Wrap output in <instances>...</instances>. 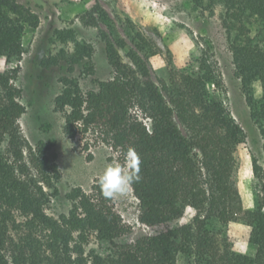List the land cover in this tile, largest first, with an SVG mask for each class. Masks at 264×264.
I'll list each match as a JSON object with an SVG mask.
<instances>
[{
  "label": "trees",
  "instance_id": "16d2710c",
  "mask_svg": "<svg viewBox=\"0 0 264 264\" xmlns=\"http://www.w3.org/2000/svg\"><path fill=\"white\" fill-rule=\"evenodd\" d=\"M220 2L234 76L252 121L264 122L263 41L251 37L253 26L264 36V0ZM98 21L112 29L98 5L79 17L84 27H95ZM38 23V17L16 0H0V57L7 63L19 60L25 27L36 28ZM60 34L62 42L75 35ZM103 40L112 76L93 81L94 89L84 91L72 76L81 64L83 75H94L92 48L76 46L78 55L65 60L66 74L58 78L62 90L53 100V111L63 116V135L69 140L91 135L123 162L130 147L136 150L141 179L131 189L141 224L165 226L180 219L186 208L195 216L187 225L117 244L130 228L113 210L111 198L102 194L98 181L89 192L71 188L65 195L68 212L57 218L49 215L47 206L58 195L56 184L61 178L55 156L48 152L52 144L31 145L22 135L18 121L25 109L15 86L18 69H6L0 73V264H177L178 255L186 264H264V127H259L262 158L252 157L255 206L245 210L232 181L234 150L245 136L214 94L221 88L215 64L203 55L197 71L177 75L171 69L158 86L145 59L127 50L123 40L106 35ZM131 42L145 57L159 53L139 32ZM54 66L59 62L47 68ZM254 82L262 90L259 109L253 98ZM82 150L88 152V144ZM91 158L86 156L88 161ZM213 222L247 226V243L254 255L222 246L210 229ZM91 236L109 243L110 253L86 255L84 246Z\"/></svg>",
  "mask_w": 264,
  "mask_h": 264
},
{
  "label": "rangeland",
  "instance_id": "374dc122",
  "mask_svg": "<svg viewBox=\"0 0 264 264\" xmlns=\"http://www.w3.org/2000/svg\"><path fill=\"white\" fill-rule=\"evenodd\" d=\"M30 9L38 17L36 28L28 26L22 38L23 54L19 60L6 62L0 57V73L6 69H18L15 86L21 91L19 102L25 113L19 119L24 138L35 145L39 141L52 144L48 152L55 156V164L61 178L56 184L58 195L51 197L47 213L55 218L66 214L70 209L65 195L73 187H80L89 192L94 181H98L104 169L113 163L123 164L118 153L107 145L95 143L91 135H78L69 140L62 133L63 116L53 111V100L62 90L58 78L67 71L65 60L78 55L76 46L92 48L94 75L82 74V64L72 76L84 91L96 87L93 81H105L112 72L105 56L103 35L111 40L121 39L127 50L132 49L145 59L151 80L159 86V80L166 81L169 70L180 73L197 71L199 59L206 55L215 64L221 81V88L214 94L222 103L229 116L241 128L245 139L234 150L235 168L232 181L240 196L242 207L251 210L255 206L256 195L252 173V157L261 160V139L259 127L264 122H254L241 92L239 80L234 76L232 56L228 49L226 34L221 24L224 8L220 0H16ZM95 5L107 14V22H97L95 27H84L79 17L90 11ZM132 27V28H131ZM69 31L74 38L62 42L59 34L67 37ZM139 32L158 50L155 56L145 57L137 50L131 37ZM251 37L263 41L258 27H251ZM149 49V47L147 48ZM121 60L128 63L125 53L118 50ZM52 62H59L58 67L47 68ZM82 63H86L83 61ZM212 89H214L212 87ZM253 98L259 109L262 90L259 82L252 85ZM141 117V116H140ZM144 123H148L142 118ZM183 134L185 129L178 122ZM88 144V152L83 146ZM90 154L88 161L86 156ZM111 206L123 223L130 228V233L115 242L133 243L139 238L181 227L192 222L195 212L186 208L183 216L165 226L150 228L138 220V201L130 188L115 198ZM210 229L216 234L220 244L240 254L252 256L254 249L247 243L249 228L242 223L226 225L213 222ZM86 255L104 257L111 251L107 242L89 238L84 246ZM177 264H186V259L178 255Z\"/></svg>",
  "mask_w": 264,
  "mask_h": 264
},
{
  "label": "clouds",
  "instance_id": "9594fccd",
  "mask_svg": "<svg viewBox=\"0 0 264 264\" xmlns=\"http://www.w3.org/2000/svg\"><path fill=\"white\" fill-rule=\"evenodd\" d=\"M139 154L134 148H129L123 164H109L99 176L98 183L106 198H115L124 194L134 183L140 181Z\"/></svg>",
  "mask_w": 264,
  "mask_h": 264
}]
</instances>
